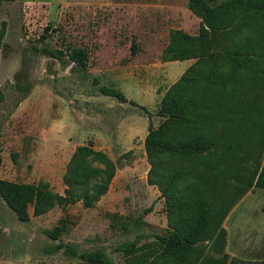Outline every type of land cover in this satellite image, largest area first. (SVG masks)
<instances>
[{
    "label": "rangeland",
    "instance_id": "374dc122",
    "mask_svg": "<svg viewBox=\"0 0 264 264\" xmlns=\"http://www.w3.org/2000/svg\"><path fill=\"white\" fill-rule=\"evenodd\" d=\"M0 22V178L47 183L62 194L77 147L102 151L118 164L92 207L77 201L35 216L29 205V219L19 221L0 197V264H88L79 255L94 250L112 264H129L122 243L144 250L170 231L164 198L147 181L144 139L162 121L161 97L195 62L162 60L169 32L196 34L200 18L187 0H12L2 2ZM44 46L83 48L87 66L60 62ZM245 198L248 208H264V189ZM56 226L62 230L53 239ZM228 228L232 254L260 261L262 254Z\"/></svg>",
    "mask_w": 264,
    "mask_h": 264
},
{
    "label": "trees",
    "instance_id": "16d2710c",
    "mask_svg": "<svg viewBox=\"0 0 264 264\" xmlns=\"http://www.w3.org/2000/svg\"><path fill=\"white\" fill-rule=\"evenodd\" d=\"M3 1L12 0H0V6ZM187 6L200 18L198 32L171 30L161 58L195 62L161 97L162 121L149 126L144 139L147 181L164 198L170 231L144 250L135 242L119 247L129 264H264L230 255L223 226L245 194L264 189V0H187ZM4 30L0 22V45ZM41 50L60 62L87 66L83 48ZM100 89L125 100L118 90ZM117 167L104 152L79 146L63 175L62 194L47 183L0 178V197L19 221L29 219V205L35 216L77 201L92 207ZM61 230L56 226L51 237ZM79 257L112 264L101 250Z\"/></svg>",
    "mask_w": 264,
    "mask_h": 264
},
{
    "label": "crops",
    "instance_id": "0c3cea01",
    "mask_svg": "<svg viewBox=\"0 0 264 264\" xmlns=\"http://www.w3.org/2000/svg\"><path fill=\"white\" fill-rule=\"evenodd\" d=\"M244 196L231 209L223 222V226L227 231V244L225 249L230 255H233L231 252V239L228 228V224H231L238 234V240L241 239L244 241L245 247L253 248L254 254H262L256 258H258L257 260L264 261V208H261L259 211L248 208L244 204L246 200Z\"/></svg>",
    "mask_w": 264,
    "mask_h": 264
}]
</instances>
